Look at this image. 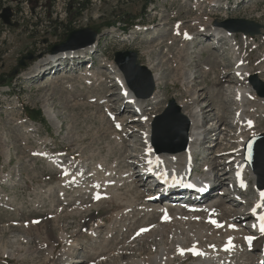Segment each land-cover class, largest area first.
Instances as JSON below:
<instances>
[{"label": "rangeland", "instance_id": "obj_1", "mask_svg": "<svg viewBox=\"0 0 264 264\" xmlns=\"http://www.w3.org/2000/svg\"><path fill=\"white\" fill-rule=\"evenodd\" d=\"M219 1L218 4L211 0H5L0 2V14L3 9L8 8L12 15L9 26L4 25L0 20V197L8 201L2 205L5 199H0V244L1 248L4 246L2 249L8 251L12 248L16 251L19 247L22 250L21 257L8 256L6 253L4 259L0 257V264H55L64 248V244L58 241L61 234L64 236L66 234V230L61 227H69L68 236L83 229L75 232L72 237H65L76 241L77 238L82 239V235H87L88 239H82L86 245H81L85 247L77 252V258L82 261L81 264H96L97 256L92 253L100 252L103 247H110L112 242L116 243L115 237L120 241V225L130 229V231L127 229L129 234L123 233L125 237L138 226L136 224L133 227L129 221H125L123 210L126 206L132 204L131 215H136L140 219L137 221L142 220L143 223L147 222V218L138 215L142 204L154 208L158 205L160 209H166V212L168 207H174L172 200L165 199L152 203L149 198H152L159 189L150 188L149 175L137 174L141 160L144 159L140 156L143 146L138 141L144 131L143 122H137L138 109L133 104L137 99L144 104L142 112L148 120L150 119L148 123L150 130L156 117L163 114L170 100L179 107L186 105L187 102L190 103V108L210 111L209 117L202 119L200 132L202 134L204 131L203 136L213 133V146L208 148L209 145L205 143L204 146L197 147L195 151L198 161L195 160L190 165L191 170L201 164L199 169H194L192 172L200 178H207L204 171H212L213 167L215 168L212 172L213 178L222 175L221 170L217 169L218 166H208L211 163L219 164L221 161L226 163L225 158L238 148L239 137L249 139L264 134V108L251 101L246 102L257 106L251 107L250 110L252 114H258L256 120L258 125L240 132L236 128L237 108L232 101V93L237 89L242 91L246 87L244 84L240 86V81L234 75L233 66L236 65V60L240 62L239 59H243L245 72L249 74L247 76L255 75L258 80L264 82V0ZM75 2L81 3L80 8L73 5ZM231 20L251 21L263 26V29L259 36L254 37L229 33L223 25ZM202 26H205L203 27L205 30L200 32L199 28ZM82 29H90L98 37L93 45L95 47L89 53L87 51L79 54L80 57L77 59L74 57L78 54L74 53L75 56L71 59L56 62L55 67L53 63L46 65L47 67L39 74L31 76L30 73L35 65L47 59L48 55L52 54L53 47L64 42L70 32ZM218 29L225 34L224 44L212 47L210 45L213 43V31ZM184 34H191L188 36L189 40L184 41ZM77 40H82V37ZM122 51L136 53L141 66L147 69L151 67L153 71L151 69L149 71L159 75L160 80L157 85L155 83L154 92L156 93L158 89V100H150L152 97L148 100L133 98V101L126 103L127 92L121 94V86L116 82V78L121 74L113 62L114 54ZM181 51L184 52L180 53ZM28 54L33 57L32 61L25 62V67H19V59ZM220 73L225 74L220 75ZM89 75L97 80L89 78L83 80ZM193 79L198 80L196 86H192ZM188 89H191L192 93L204 94L196 101L195 107L191 106L193 102L186 98ZM218 93L220 95H217ZM255 97L259 99L256 95ZM243 109L246 115H252L247 111L249 106ZM181 114H184L182 109ZM117 122L121 129L122 125L127 124V129L122 134L125 137L123 143L116 137L121 131V129L119 131L120 127L116 126ZM248 139L243 145L245 154L249 144ZM170 148V145L164 143L160 146L161 151ZM259 153L260 150L257 152V160ZM56 157H60L58 160L62 162L56 163ZM203 157L207 158L204 163L201 161ZM62 164L72 167L68 179H63V173L58 169ZM128 164L132 166L127 169ZM226 165L232 166V163L228 162ZM80 170L84 175L83 185L71 184L63 187L64 183L70 182L71 177ZM127 170L136 187L131 193L121 185L124 182L123 172ZM226 173L224 180L226 184L216 187L213 191L209 190V196L203 200L204 206L226 198L220 196L218 192L228 194V189L233 191L234 195L221 202L222 207L229 205L233 208L232 215L239 219L235 223L241 231H244L251 221L249 217L240 218V215L248 213L254 199L257 198L254 192L258 183L257 177L252 179L247 176V186L239 189L232 183L231 172ZM250 175L252 176L251 173ZM95 182H98L99 199L90 197L94 193L92 188ZM86 184L92 186L86 190L87 192L83 189ZM64 194L68 196L64 198L67 202L57 197ZM77 195L84 198L86 207L94 211L98 210L97 217L107 208L104 214L109 216L111 224L107 225L108 217H100V219L105 218V225L96 230V233L100 231L98 240L96 238L88 241L91 238L90 231L95 230L93 224L96 225L98 222L88 221L85 227L78 222L79 219H83L81 214L88 213L80 211L82 207L78 206L80 201H76ZM117 195L119 200L116 199ZM120 198L128 202L120 206ZM68 202L75 204L66 206ZM58 205H62V208L58 209L55 215L53 209L58 208ZM71 207L73 209L70 210ZM72 210L78 214H69ZM216 210L222 211L220 207ZM203 213L205 214L201 212L190 219L186 216L188 213H180L182 218L176 220L175 212H168V216L176 221L170 219L167 224L162 221L164 230L169 231V236L175 233L179 239L183 238L187 242L197 237L200 241L204 239L203 249L210 250L205 251V254L209 258L225 257L226 260L222 258L224 263L227 262L225 264H238L241 260L247 261L242 264H264V252L261 253L259 247L250 250L242 247L241 244V248L232 249L236 251L232 254L221 250L225 248L227 238L224 236L222 239L220 234L217 242V239H214L216 237H211L216 234L211 229L214 223H209V220L215 218V215ZM96 214H93L94 218ZM30 218L40 221L36 227L40 226L43 232L46 230L45 222H49L50 218L53 221L52 232L55 237L50 236L52 239L43 245L41 240L43 232L38 234L36 229L28 233L26 230V226L31 224ZM157 220L154 222L150 220L152 222L150 225L157 226L159 224ZM137 221L133 220V222ZM224 221L228 220L224 219ZM229 221L233 222L232 219ZM11 223H20L21 226L17 224V228H12ZM196 224L197 226L203 224L201 226L203 228L199 229ZM109 227L114 230L106 236ZM22 228L25 230L22 231ZM3 229H6V232L3 233ZM57 231L60 232L58 236L55 235L58 234ZM208 232L211 233V238L208 237ZM23 236H26L29 242L14 246L13 241ZM200 237L202 239H199ZM169 240L171 241V238ZM222 240L225 241L223 246ZM57 242L62 243L63 248L58 246V250H61L56 253L55 258L53 246ZM132 242L135 248L127 251L124 262L131 257L145 256L153 248L161 246L163 240L162 236L156 234L134 239ZM171 243L166 240L167 245ZM98 246L101 248L91 250ZM27 248L29 250L24 252L23 250ZM50 248L51 254L48 253ZM172 250L169 251V259H172L170 264H205L208 260L190 251L183 250L181 254V251ZM15 255H18V252H15ZM241 256L244 258L238 260Z\"/></svg>", "mask_w": 264, "mask_h": 264}, {"label": "bare ground", "instance_id": "obj_2", "mask_svg": "<svg viewBox=\"0 0 264 264\" xmlns=\"http://www.w3.org/2000/svg\"><path fill=\"white\" fill-rule=\"evenodd\" d=\"M211 2H213L215 4L220 3L219 0H211ZM214 6H216V5H214ZM216 7H220V6L217 5ZM203 27H205V26H202L201 28H199V30L201 29L200 32H203L205 30V28H203ZM218 30L213 31V32L214 33L216 32L217 34H220L221 31L220 30L218 31ZM177 32L178 31H176V33ZM188 36H191V34H184V38H185L184 41H187ZM123 40H125V39H123ZM216 42H217V44H216L217 46L219 44H222V45L224 44V42L221 43L222 41L218 42V40H216ZM183 43H185V42H183ZM94 47L95 46H92V47L86 48V49H82V50H78L77 52H72V54H67V55H66V53L68 51L60 52V53L57 52L55 54L48 55L47 59L41 60L35 65L33 71L30 74H31V76H35V75L39 74L42 70H44L45 67H47L46 65H51L52 63H53V65H55L56 62H62V61H65V60H69V59H71L72 57L75 56L74 53L78 54V56L74 57L75 59H77L84 52L88 51V53H89V51L92 50ZM183 52L184 51H181L180 53H183ZM59 55H61V56H59ZM75 59H72V60H75ZM239 61L241 63L236 60L237 63H236V65L234 64V66H233L235 68L234 69V75L240 81V86L244 84L246 87L242 91H239L237 89L235 92H233L232 93V95H233V100L232 101H233L234 106H236V108H237V111L235 113L236 114V118L235 119L237 120L236 128H237V130L242 132V131H247L250 127L254 128L256 124L258 125V122H256V120H258L259 116H258V114H252L250 108L256 106L254 104H257L261 108H264V103H263L264 100L257 99L255 97V95L253 94V92L250 90V88H249V86H248V84L246 82L247 77H248L247 75H249V74H248V72H245L246 68L244 66L245 64L243 62V59H239ZM215 67L217 68L218 66L215 64ZM222 68L224 69V67H222ZM149 69L152 70L151 67H149ZM30 74H29L28 77H30ZM221 74H225V73H220V75ZM152 77H153L154 82L157 85L159 80H160L159 75L157 73L153 72ZM87 78L92 79V80H97V79H94V76H92V78H91L90 75L86 76L83 80H86ZM223 78H225V76ZM116 82H117L118 85L121 86V89H122V93L121 94H124L125 92H127L126 95H125V99L128 100V102H126V103H129V102L133 101L132 94L130 92H128V90H126L127 88L124 85L123 78L120 75L116 78ZM95 83H96V81H95ZM197 83H198V80L195 79L192 86H196ZM158 93L159 92H158V89H157L156 93L153 94V96H152V98L150 100H153V101L154 100H158V97H159ZM187 93L188 94H187L186 98H188L189 101L193 102V104L191 106H194L196 101L204 96V94L192 93L191 89L190 90L188 89ZM217 95H220V94L218 93ZM249 101H251L254 104L246 103V102H249ZM156 102H158V101H156ZM245 103H246V107L244 106ZM133 104L138 109L139 118L137 119V122L138 123H142L143 122V129H144V131L141 133V137L139 136V140H138L140 142V144L143 146V147H141V148H143V151H142V153H140V156H142L144 159L141 160V165L139 166L141 173H140V171H137V174L139 176H142V172L146 173L147 172L146 170L148 168H151V176H152L153 179L150 180L149 182L153 183V180L156 178V179H161L163 181H167V182L170 183L169 186H172V188L170 189V188L164 187V185H162V187L159 189V191H157L156 194L154 193L155 195L153 194L152 198H149V199L151 201H153L152 203H155V202H160L161 200H165V199L171 201L173 199V197H175V196H178V195L182 196L183 193H180L177 188L185 185V181L186 180L189 181L191 179L190 177L192 176V173L189 176V170H190L189 167L191 165V162L193 163V161H195V160L198 161L196 159L197 157H196V151L195 150H196L197 147H201V146L205 145L204 143L199 144V142H200V138H199L200 137L199 136V134H200V125H201L202 119L204 117H209V112L210 111H207V110L203 111V110H199L198 108H195V109L190 108L189 107L190 103H187V102H186V105H181L180 106L181 108L180 107L179 108L182 109V111L184 113L183 115L185 116V118L188 120V123H189L188 144H187L186 150L184 152H181V153H168V152H165V151H162L164 153H156L153 150V148H152V146L150 144V129L148 127V123H149L150 119L149 120L145 119V115L142 112V108H143L144 104L142 102H140L138 99L135 102H133ZM248 106H249V109L247 111H249L252 115H246L245 114V110L243 108L247 109ZM251 118H253V119H251ZM222 119H223V117H222ZM118 121H119V119H118ZM249 121H251V125H249V123H248ZM253 122H255V124H253ZM117 124L119 125L118 122L116 123V125ZM120 129H121V127L119 128V131H120ZM125 129H127V124L126 125H122V129H121L119 135L116 136L117 139L121 143L124 142L123 139L125 137H123L122 134L124 133ZM134 130H135V128H134ZM115 132H116V130H115ZM203 132H202V135H203ZM209 132H210V129H209ZM212 135H213V133H212ZM212 135H210V133H207L206 138L213 139L214 137ZM136 136H138V135H136ZM246 139H248V138L247 137H244V138L243 137H239L238 141H237L238 148L236 149V151H234V153H231L230 155L227 156V158H225V162L227 164H228V162H231L232 166L231 165L227 166L226 163H224V161L223 162L221 161L219 163L220 165L219 164H213V163L209 164L208 167L218 166L217 169L221 170L220 173L222 174L221 175L222 178H220L221 176L213 178L212 172L215 169L213 167L212 171H209V172H207V171L205 172L204 171V173L207 176V178H200V177H198L196 175H193L192 176V180L189 183V187H196L197 189H208V187H209L210 190L213 191L216 187H218L220 185L224 186L226 184V182L224 181L225 180V176L227 175L226 172H231V174H232V183L234 185L237 184V187L239 189H244L247 186V182H246L247 176H250L252 179L255 177L254 174L252 173L249 165L246 164V159H245L244 152H243V145L246 142ZM47 144L49 145L50 143H47ZM207 144L209 145L208 148L213 146L212 142L207 143ZM224 150L225 149H223V151ZM216 156H218V155L216 154ZM58 158H60V157H56V160H55L56 163L57 162H62V161L58 160ZM206 159L207 158L203 157L201 159V161H203V163H204ZM200 165L201 164H199V166L195 167L194 169H196V170L199 169L201 167ZM242 165H246V167H245L244 171H239L240 166H242ZM127 166H128L127 167V169H128L132 165L128 164ZM58 169H60L62 171L63 179H68L69 175L71 174L72 167L62 164V165H60V167ZM250 173L252 174V176L250 175ZM123 175H124V182L121 183L122 187L123 188L126 187L125 189L127 190L128 193H131V192L135 191L136 187L134 185V182L132 181V176H131V174H129V171L127 170L126 172H123ZM188 176H189V178H188ZM83 178H84L83 171L80 170L78 172V174H76V175L71 177V181L70 182L66 181L64 183L63 187H65L67 185H71V184H72V186H75V185H79L80 186V184L82 186L83 185V181L82 180H84ZM154 181L156 183H158L156 180H154ZM242 184H243V186H242ZM97 185H98V182H95V186H93V188H92L93 190L91 189L92 192L94 191V193H92L90 195V197L92 199H97V196H98L97 195V191H98ZM89 187L91 188L92 186H89L88 184H86V186L83 188L85 190V192H87L86 190L89 189ZM81 190H82V187L79 188V194L81 193ZM153 190H155V189H153ZM227 191L229 192L228 194H225V192H218V194L220 196L226 197V198H222L221 201L217 200V202L215 201V202L207 203L208 205H206V206H204V202H200L201 201L200 197H198L196 199H193L192 197H188L186 199H183L184 203H182L181 200H172L171 203L173 204L174 207H168L169 208L168 212L173 213V211H174L175 212L174 215H175L176 220L182 218V214H180V213H188V215H186V216L189 219L190 218H194L195 216H197L196 214H200L201 212H205V214L203 213L204 215L214 214L215 216L214 215H212V216H214L217 220L215 218L212 219V220L216 221V224H212L213 226H212L211 229H212V232H214L216 234V236H214V234H213V236H211L210 235L211 233L208 232L209 233L208 237L209 238L216 237L214 239L215 240L217 239V242H218L219 239H220V234H221V238L222 239L224 238V236H226V238H227L226 243L228 242L229 238H232V243L235 244L234 247L231 248L229 251H225L224 248H222L221 250H224L228 254L236 253V251H233L232 249L235 250V248H237V247L241 248L240 245L242 244V247L250 248V250L254 249L256 247H259V249H260V251L262 253V248H264V234L253 233V231H251L249 227L246 228L244 231H241V229L238 226V224L235 223L239 219L234 218L235 216L232 215V213L234 212L233 208L230 207L229 205L227 207L226 206L222 207L223 203H221V202L227 200V197H230V195L233 194V192H231V190L228 189ZM254 192L257 194V200L255 199L253 201L250 209L254 210L257 213L264 214V197L261 196V193L264 192V189H261L260 184H257L256 187L254 188ZM189 193L192 194L191 192H188V191H186L184 194L186 195V194H189ZM190 194H189V196H191ZM52 195H53V193H52ZM185 195H183V196H185ZM157 196H158V198H157ZM196 196H197V194H196ZM57 197L62 199V201L67 202L66 200H64V198L68 197L66 194L62 195L61 197H59V196H57ZM114 197H116V196H114ZM206 198L207 197L204 196L202 199L206 200ZM0 199H5V198H1L0 197ZM116 199L119 200V196L118 195H117ZM230 199H232V198H230ZM76 201H80V205H78V206L82 207L80 209V211L88 213V214H81L83 219L82 220L79 219L78 222H81L84 227H85V225H86V223L88 221H93V223L94 222H98L96 225L92 223L93 226H95V230H91L90 231L91 238L88 241L96 240V238L97 237L99 238V235H100V231L98 233H96V230H99L101 227H103L105 225V218L100 219V217L101 216L108 217L107 225L111 224L109 222V216H107V214H104V211L107 208H105L103 210L102 215L97 217L98 210L94 211V210H91L90 208L86 207V204L84 202V198H82V196L77 195L76 196ZM7 202L8 201L5 199V203H3V202L2 203L0 202V203L3 205V204H6ZM126 202H128V201L124 202L120 198V204L119 205L121 206V205H123ZM111 203H114V202H111ZM129 203H133V202H129ZM72 204H75V202H68V204H65V205L66 206H70ZM224 205H226V204H224ZM60 206L58 205V208L53 209V213L55 215H57L58 209L62 208V205H60ZM175 206H178V207H175ZM156 207L157 208L147 207V206H145V204H142L140 206L139 211H138V213H139L138 215H140L141 217L147 218V222L143 223L142 220L141 221H137V220H140V219L137 218L136 215H131V212L133 210V205L129 204L128 206H126V208L123 210V211H125L124 212V216H123V217H125V221H129V224H131L133 227L137 224L138 228L135 227L134 230L132 229L133 232H131V234L129 236L126 235V237H125V236H123V233H124V235L125 234H129L128 231H130V229H128V227H126V226H121L120 225L119 226L120 227L119 233L121 234V239L118 238V239H120V241H118L117 238L115 237L114 241L116 243L112 242L113 244L110 247H103V249L100 252L97 251V252H93L92 253V255L97 256L96 257V259H97L96 260V264H170L172 262V259H169V255H170L169 251L172 250V249H173L172 251H174V250L175 251L185 250V252H188L189 249H196L200 253H202L201 255H197V256H200L201 258H204V257L208 258V260L205 261V264H221V263L225 264V263H227L226 261L224 263V260H226V259H224L225 257H222L224 259V260H222L221 257H215L214 258V256H213L212 258H209V256H207L205 254V251L208 252L209 249L208 248L206 250L203 249V246H204V241L203 240L204 239L200 241V240L197 239L198 238L197 237V238L192 239L189 242H187L183 238L179 239L178 235L177 234L175 235V233H173L172 235L170 233L171 236H169V231H165L164 230L163 222L167 224V223H169V220L171 218L168 216V214H167L168 212L165 211L166 209L165 210L160 209L158 207V205ZM219 207L222 209V211H217L216 210ZM71 209H73V208L71 207L70 210ZM73 213H74V210L69 212V214H71V215H73ZM94 213H97L95 218L93 217ZM248 213L241 214L240 218L241 217H249V221L253 220V215L252 214H248ZM74 214H78V213L76 212ZM122 215H123V212H122ZM156 215H157V217H156ZM173 216H172V218H173ZM50 218H53V217H50ZM50 218H49V220H50L49 222H45V225H44L45 226L44 228H46L45 232H43V230L40 229V226L36 227L37 225L40 224V221L32 220L33 218H30L31 224L26 226L27 227L26 230H28V233H29V231L31 232L32 230H36V229H37V233L38 234L43 232L42 233V237H41L43 245H46L49 240H51L53 237H55L53 232H52L53 231V221ZM224 219H227L228 221L225 222ZM229 219H232L233 222H230ZM133 220L137 221V222H133ZM150 220L153 221V222L155 220H157L159 222V224L157 226L150 225V224H152V222ZM171 220H173V219H171ZM176 220H173V221H176ZM148 221H150V222H148ZM204 221H205V219H204ZM114 222H115V219H114ZM197 222H200V221H197ZM120 223H122V220H121ZM209 223H211V222H209ZM17 224L20 225V223H11V227L12 228H17V226H18ZM217 224L222 225V226L221 227H217ZM202 225L203 224H200V225L197 226V224H196V226L199 229L203 228V227H201ZM204 225H205V222H204ZM22 226L24 227V225H22ZM196 226H195V228H196ZM166 227H171V226H167L166 225ZM205 227H207V226L205 225ZM61 228L66 230L65 236H67V237H72L75 232H79V231L83 230L81 228L80 230H77V231L73 232L72 235L68 236L67 234H68L69 227H61ZM114 228H115V226H114ZM127 229H128V231H127ZM142 229H146V231H141ZM24 230L25 229L22 228V231H24ZM89 230H90V228H89ZM113 230L114 229L112 227H109L107 229L106 236L111 234ZM201 230H198V231L201 232ZM202 231L204 232V229ZM207 231H209V230H207ZM2 232L3 233L6 232V229H3ZM57 232H58V234H55V235L58 236L60 234V232L59 231H57ZM171 232H173V231H171ZM163 233L165 235H163ZM204 233H207V232L205 231ZM95 234L97 235L96 237H95ZM156 234H158L159 237L162 236L163 243L161 244V246H157L156 248H153L152 251L148 252L145 256H140L139 255L136 258H132V257L129 258L126 262L123 261L125 259V256L127 255V251H132L133 248H135V246H133L134 244L132 242L134 239L147 238V237H151V236L156 235ZM183 234H182V236L185 237ZM185 235H188V234L185 233ZM65 236H64V234H61L60 237L58 238V241H61L64 244V248H63V244L59 243V242L55 243L54 246H53L54 257L55 258L57 256V254L59 253V251L63 248V250L61 252V256H60L58 262H56L55 264H81L82 261L79 260V257L77 258V255H78L77 252H79L83 247H85V246H81V245L82 244L86 245V242L83 241L82 239H88L87 235H82L81 236L82 239L81 238H77L76 241H72V240H70V238H66ZM83 236L86 237V238H84ZM246 237H252L251 243L248 242ZM98 238H97V240H98ZM169 238H171V241L169 240ZM199 239H202V238L200 237ZM205 239H206V236H205ZM166 240L168 242H172V243L170 245H167L166 244ZM209 241H211V240H209ZM9 242H11V241H9ZM23 242H29V240L26 239V236L17 238L15 242L13 241V245L16 246L19 243H23ZM224 242L222 240V242H221L222 246H223ZM0 243H1V239H0ZM10 245H12V244H10ZM59 245L61 247L60 250H58V246ZM135 245H137V244H135ZM8 246H9V244H8ZM220 247H219V249H220ZM2 248H1V244H0V257H3L1 259H4L6 257V253L8 254V256H13V257L14 256L15 257L16 256L21 257L20 254L22 255V253H21L22 250H21L20 247L16 251L14 250V248H12L10 251H8L7 249H2ZM95 248H99L100 249L101 247L100 246L93 247V248H91V250H93ZM28 250H29V248H27V249H25L23 251L27 252ZM15 252H18V255H15ZM190 252H192V251H190ZM237 252H238V250H237ZM48 253L51 254V248L48 251ZM227 253H226V255H227ZM37 255H38V253L35 254V256H37ZM90 256H89V258H90ZM243 256H245V255H243ZM243 256L239 257L238 260L243 259L244 258ZM47 257L51 258L50 256H47ZM94 261H95V259H94ZM242 263H247V261L246 260H241L240 262H238V264H242Z\"/></svg>", "mask_w": 264, "mask_h": 264}, {"label": "water", "instance_id": "obj_3", "mask_svg": "<svg viewBox=\"0 0 264 264\" xmlns=\"http://www.w3.org/2000/svg\"><path fill=\"white\" fill-rule=\"evenodd\" d=\"M0 19L4 25H9L11 19L10 9H3ZM223 26L228 32L241 33L251 37L260 35V31L263 29V26L245 20H231ZM79 37H82V40H77ZM96 39V33L90 29L72 31L64 42L52 48L51 53L81 50L92 46ZM32 59L33 57L28 54L19 59L18 66L25 67V62L32 61ZM114 63L121 73L127 88L136 98H151L155 90L154 80L151 72L139 64L136 53L130 51L115 53ZM249 84L259 98H264V82L253 75L249 78ZM151 133V142L157 153L163 151L160 149L163 143L171 146L169 150L164 149L168 153H181L186 150L189 123L173 100L168 102L163 114L156 117ZM259 150V160H257V152ZM246 152V163L257 177L261 189H264V134L250 139Z\"/></svg>", "mask_w": 264, "mask_h": 264}, {"label": "snow or ice", "instance_id": "obj_4", "mask_svg": "<svg viewBox=\"0 0 264 264\" xmlns=\"http://www.w3.org/2000/svg\"><path fill=\"white\" fill-rule=\"evenodd\" d=\"M145 119H147V117H145ZM248 123H249V125H251V121H249ZM116 126L120 127L118 124ZM242 186H243V184H242ZM261 196L264 197V192L261 193ZM97 199H99V196H97ZM260 219H261V221H264V216H261ZM210 222L216 224L215 220H210ZM221 226L222 225L217 224V227H221ZM141 231H146V229H142ZM261 231L264 232V223L261 224ZM246 239L248 240L249 243H251L252 237H246ZM233 247H234V244L232 243V238H229L228 242L225 245L224 250L229 251ZM189 251H192L194 255H201L202 254L196 249H189ZM181 254H183V250H181Z\"/></svg>", "mask_w": 264, "mask_h": 264}, {"label": "trees", "instance_id": "obj_5", "mask_svg": "<svg viewBox=\"0 0 264 264\" xmlns=\"http://www.w3.org/2000/svg\"><path fill=\"white\" fill-rule=\"evenodd\" d=\"M75 1V0H72ZM73 5H75L77 8H80L81 3L80 2H75Z\"/></svg>", "mask_w": 264, "mask_h": 264}, {"label": "flooded vegetation", "instance_id": "obj_6", "mask_svg": "<svg viewBox=\"0 0 264 264\" xmlns=\"http://www.w3.org/2000/svg\"><path fill=\"white\" fill-rule=\"evenodd\" d=\"M3 1H5V0H0V2H3Z\"/></svg>", "mask_w": 264, "mask_h": 264}]
</instances>
